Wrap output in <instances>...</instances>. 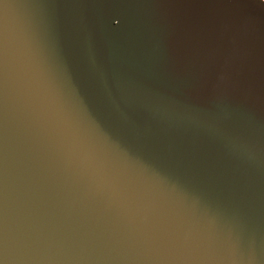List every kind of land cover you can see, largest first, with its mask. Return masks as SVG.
<instances>
[{"label":"water","instance_id":"95a60500","mask_svg":"<svg viewBox=\"0 0 264 264\" xmlns=\"http://www.w3.org/2000/svg\"><path fill=\"white\" fill-rule=\"evenodd\" d=\"M0 264H264V0H0Z\"/></svg>","mask_w":264,"mask_h":264}]
</instances>
